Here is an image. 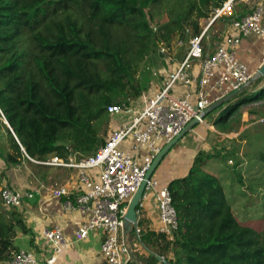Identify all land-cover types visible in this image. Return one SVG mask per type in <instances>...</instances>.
Instances as JSON below:
<instances>
[{
    "label": "trees",
    "instance_id": "obj_1",
    "mask_svg": "<svg viewBox=\"0 0 264 264\" xmlns=\"http://www.w3.org/2000/svg\"><path fill=\"white\" fill-rule=\"evenodd\" d=\"M162 1L0 0V109L13 129L0 114L11 145L10 151L0 147L8 165L93 154L107 138L101 129L111 121L108 106H131L146 89L138 76L142 61L152 51L159 54V43L169 46L175 31L183 37L194 10L190 30L199 35V18L226 0H179L175 19L153 26L152 10ZM250 12L235 10L223 18L230 23ZM263 99L264 86L243 91L224 104L225 116L215 125ZM227 152L237 156L234 149ZM218 157L226 155L200 151L188 174L168 184L179 228L172 240L156 243L171 246L172 264H264V229L237 217L222 180L205 169ZM255 158L264 163V150ZM240 164L236 159L235 171ZM18 230L30 232L23 214L0 203V264L19 250Z\"/></svg>",
    "mask_w": 264,
    "mask_h": 264
},
{
    "label": "built area",
    "instance_id": "obj_2",
    "mask_svg": "<svg viewBox=\"0 0 264 264\" xmlns=\"http://www.w3.org/2000/svg\"><path fill=\"white\" fill-rule=\"evenodd\" d=\"M236 1L226 0L211 10L209 23L199 35L189 40L185 59L169 74L164 89L149 98L147 106L135 115L130 124L111 130L105 143L93 154L77 158L75 153L70 152L66 156L55 155L46 160L31 158L36 163L78 171L81 184L78 191L73 193L68 186H62L54 189L53 195L67 196V208L89 213V219L79 227L76 237L81 240L93 231H100L103 234L101 250L107 264H131L134 260V247L130 245L128 236L133 232L141 241L139 221L142 216L138 208V220L131 231L126 232L128 205L163 146L175 138L192 119L198 117L203 123L200 114L214 101L235 91L242 93L253 82L255 74L240 60L237 49L243 37L254 34L264 38V6L260 1L250 13L230 22L223 41L213 50L207 51L208 28L217 19L233 14ZM194 59H201L199 77L193 73ZM180 84H196L198 90L196 94L189 91L177 97L171 91ZM193 95L195 98H192ZM126 111H131L130 106H108L111 116ZM0 114L6 122L1 109ZM124 144H129L130 149L126 150ZM93 171H97L96 174ZM148 195L154 198L158 209L163 225L160 230L172 240L179 228V217L168 185L161 186L159 180L152 176L144 197ZM0 196L4 206L22 208L27 195L5 185L1 188ZM28 196L32 197L33 194ZM44 236L52 246L51 254L46 259L40 261L34 250L19 249L7 264H58L60 255L69 248L71 241L60 226L47 229Z\"/></svg>",
    "mask_w": 264,
    "mask_h": 264
},
{
    "label": "crops",
    "instance_id": "obj_3",
    "mask_svg": "<svg viewBox=\"0 0 264 264\" xmlns=\"http://www.w3.org/2000/svg\"><path fill=\"white\" fill-rule=\"evenodd\" d=\"M240 1L244 7V9L242 8L240 10V14L245 11H250L255 4L254 0ZM224 19L225 18L223 17L217 19L208 28L207 32L209 35V41L207 43V51H210L211 49L213 50L217 44L221 43L225 34L229 31L230 23L226 22ZM201 24L203 25V23L200 22V25ZM202 25L201 27L203 28ZM237 55L240 60L245 62L249 66L250 70L256 75L252 84L257 83L258 80H264V76H257V73L264 62L263 37H259L254 34L243 37L237 49ZM160 57L162 60H165L163 54H161ZM185 57L186 56L180 59H173L170 65L169 62L165 63L158 70L152 72V76L157 79L155 78L154 80L152 79L149 81V87L143 91L142 95L137 99L132 100L130 112L126 111L123 114L112 116L111 130L117 129L124 124H130L135 115L147 106L149 98H153L156 94L160 93L162 89H164L169 74L175 71ZM200 66L201 59H194L193 73L197 77L200 75ZM262 86L264 85L260 84L255 86V89ZM196 89V84L193 86L180 84L175 86L171 93L180 97L184 96L186 92L189 91H193L195 93L198 90ZM239 96L240 93L230 99L232 100L231 102H234ZM192 98H195V95H193ZM205 118L203 123H199L196 127H194V129L187 133L171 149L156 169L158 172L157 176L155 177V174L153 176L159 180L161 186L168 185L174 178L187 175L196 155L200 151L208 152L210 149L212 140L209 141V134L214 136L212 131H216V125L214 121L209 122ZM238 134H240V132ZM205 141L208 143L207 147ZM124 148L129 150V144H124ZM7 150L10 151V146ZM37 164L39 166L31 165V169L29 171V181L27 184L28 191L25 193L27 196L29 194H33V196H28V199H26V196L23 207L17 208L23 214L25 223L30 229V232L23 233L18 230L15 237V245L18 246L19 249L34 250L38 259L43 261L51 254L52 250V246L45 239L44 232L47 229L60 226L69 241H71V244L69 248L60 255L58 264H107L106 258L102 254L101 250L103 234L100 231H93L88 237L81 240H78L76 237V232L79 227L89 219V213L82 212L77 208H67L65 203L69 197H56L53 195V190L62 186H68L73 193L78 191V189L81 188L78 171L72 168L51 166L40 163ZM206 165L205 167H207ZM96 172L97 171H93L92 173L96 174ZM71 198H73V196H71ZM139 209H141L142 216L139 221L142 229L141 241H139L138 237L133 232H131L128 236L130 245L134 247V260L131 264H162L163 261L157 258L158 255L164 256L166 259L173 258L171 246L167 249L156 243L158 241L162 243V239H167L168 241H170V239L166 233L160 230L163 225L160 222L154 198L151 195L144 197L139 205ZM7 263L8 262L4 264Z\"/></svg>",
    "mask_w": 264,
    "mask_h": 264
},
{
    "label": "rangeland",
    "instance_id": "obj_4",
    "mask_svg": "<svg viewBox=\"0 0 264 264\" xmlns=\"http://www.w3.org/2000/svg\"><path fill=\"white\" fill-rule=\"evenodd\" d=\"M178 1L179 0H164L158 4L157 7L152 10L154 18L152 25L156 26L157 23L173 21L176 14L180 11ZM254 2L256 4L258 0H254ZM260 3L264 6V0H260ZM213 8L214 7H212L211 10ZM242 8L243 4H241L240 0H237L234 10L240 12ZM197 12V10H194L191 16V21L197 16ZM191 21L187 22L185 25L186 32L183 37L180 36L179 31H175L172 35V41L169 46L159 43V54H157V50L152 51L150 55L142 61L138 76L142 77V83L146 88L149 87V81L156 78L152 76V72L158 70L165 63L169 62L170 65L173 59H180L186 56L189 48V40L192 38V32L190 30ZM199 22L203 23V25L201 24L203 30L209 23V16L199 18ZM160 51L161 54L164 55L165 60L161 59ZM253 82L250 83L244 92H252L255 89V86L260 84L264 85V80H258L257 83L252 84ZM227 106L228 105H223L214 109L205 119L209 122H215L216 120L222 119L225 116V109ZM253 111L264 113V99L243 104L226 123L220 124L218 127L215 126L216 131H212L214 136L209 134V141H212L208 151H221L226 157L225 159L218 157L209 160L205 169L221 177L220 179L224 184L229 201L231 202L237 217L241 221H245L259 230H263L264 163L255 158V156L264 150V114L261 115ZM111 129L110 121V124L102 126L101 134L107 137ZM243 131H245L244 133L247 135L246 139H242V135H244ZM239 132L240 134H238ZM7 139L6 129L4 124L1 123L0 142L8 149L11 145ZM205 142L207 147L208 143L207 141ZM233 149L237 152V156L228 154L227 151ZM3 152V148L0 147V191L5 185H10L25 195L28 191L27 184L29 181L31 164L28 161L23 160L20 165H8L3 160ZM238 158H240L241 164L237 167L236 171H240L243 183L239 182L235 173L234 164ZM157 173L158 172L155 171V177L157 176ZM0 203H2L1 198Z\"/></svg>",
    "mask_w": 264,
    "mask_h": 264
},
{
    "label": "water",
    "instance_id": "obj_5",
    "mask_svg": "<svg viewBox=\"0 0 264 264\" xmlns=\"http://www.w3.org/2000/svg\"><path fill=\"white\" fill-rule=\"evenodd\" d=\"M161 55V54H160ZM257 76H264V62L261 65ZM256 75L253 79V81L255 80ZM239 93V91H235L232 92L222 98H220L217 101H214L211 105H209L206 109L203 110V112L200 114L201 119H204L211 111H213L214 109L223 106L224 104H226L230 99H232L233 97H235L237 94ZM9 127L10 124L8 121L5 122ZM200 123V119L194 118L192 119L185 127L184 129L175 137L173 138L171 141H169L168 143H166L163 148L161 149V151L156 155L150 169L148 170L145 179L143 180L142 184L140 185L139 189L137 190V192L133 195V197L131 198L129 205H128V210L126 213V228L125 231L126 232H130L132 229V226L137 222L138 220V214H137V210L139 208V205L144 197L145 194V189L148 183V180L154 175L156 169L159 167V165L161 164V162L164 160V158L168 155V153L171 151V149L187 134L189 133L192 129H194V127H196L198 124ZM11 128V127H10ZM11 130L13 131V129L11 128ZM31 200V198H30ZM157 258L161 261H163V263L165 264H172L168 259H166L163 256H157ZM142 264V263H139Z\"/></svg>",
    "mask_w": 264,
    "mask_h": 264
}]
</instances>
